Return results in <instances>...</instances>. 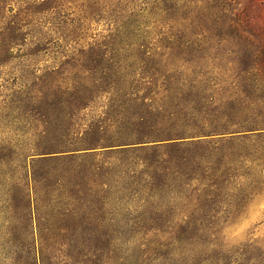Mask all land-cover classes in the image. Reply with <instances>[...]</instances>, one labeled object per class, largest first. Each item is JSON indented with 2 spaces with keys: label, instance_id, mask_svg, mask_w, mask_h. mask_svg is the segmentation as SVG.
Wrapping results in <instances>:
<instances>
[{
  "label": "trees",
  "instance_id": "1",
  "mask_svg": "<svg viewBox=\"0 0 264 264\" xmlns=\"http://www.w3.org/2000/svg\"><path fill=\"white\" fill-rule=\"evenodd\" d=\"M155 1L150 14L153 32L159 23H170V31L156 33L178 43L158 46L160 51L152 48V55L161 60L149 67L146 52L140 50V72L113 66L106 42L71 47L82 37L68 33L70 24L13 20L6 28L0 26V37L10 41L4 45L5 52L10 51L11 38L35 34L48 42L53 33L62 35L68 50L78 51L60 67L70 84H36L35 96L28 98L53 96L50 104L62 111L57 119L63 116L65 126L56 132L66 139L63 150L37 153L29 165L30 154L23 155L18 145L0 146V188L5 196L0 212V264H101L102 199L115 194L123 200L121 195L130 193L137 195L139 206L148 207L156 193L160 196L163 184H152V178L166 168V155L191 161L185 155L203 148L221 152L218 162L226 168L234 162L225 152L239 150L249 139L247 132L264 128V0ZM170 48L181 52L174 56L166 52ZM173 58L178 61L168 62ZM182 62L187 66L184 70L194 74L193 84L179 82L188 74L179 73ZM122 153L133 156V165L124 159L121 165L126 168L115 173L111 164ZM199 159L206 158L200 155ZM121 173L135 178L134 189L114 186L110 180ZM168 233L177 251L171 253L180 256L174 257L179 264L264 263L262 250L226 249L219 232ZM167 251L151 252L159 261L168 257ZM130 258L132 254L121 247L116 264H129Z\"/></svg>",
  "mask_w": 264,
  "mask_h": 264
},
{
  "label": "rangeland",
  "instance_id": "2",
  "mask_svg": "<svg viewBox=\"0 0 264 264\" xmlns=\"http://www.w3.org/2000/svg\"><path fill=\"white\" fill-rule=\"evenodd\" d=\"M155 5V0H0V26L6 28L13 20L70 24L68 33L76 32L82 37L71 47H82L94 40L106 42L109 45L107 57L113 66L126 71L137 68L140 72L142 61L137 56L140 50L146 52L149 61L146 66L149 67L161 60L158 54L152 55V48L158 49L168 42L175 47L173 44L178 43L177 39L167 41L157 34L170 31V23H159L157 33L153 32L155 24L150 14ZM172 31L175 32L176 27ZM59 36L62 37L53 33L48 42L40 41L35 34L22 40L11 38L9 52H5L4 45L10 41L4 35L0 37V146L18 145L23 155L30 154L29 165L37 153L63 150L66 140L63 136L57 137V130L65 126L63 116L57 119L62 111H56L50 104L53 96L28 99L35 96L32 91L36 84L71 82L65 79L67 72L60 67L78 51L68 50ZM44 45L48 48L43 49ZM37 48L42 49L36 51ZM166 52L178 56L181 51L170 48ZM182 65L179 73L187 68L183 62ZM53 71L64 72L57 75L52 74ZM186 73L185 79L179 82L193 84L194 74H189V70ZM158 82L165 83V80ZM26 92L30 95L24 98ZM247 133L249 139L244 146L225 152L234 162L226 168H221L218 162L221 152L203 148L192 149L185 155L191 161L179 162L176 154L166 155V168L152 178V184H163L160 196L157 198L156 193L148 207L139 206L137 195L134 197L130 193L122 194L123 200L115 194L108 200L102 199L98 230L99 244L103 248L101 264H116L121 247L132 254L129 264H179L174 257L180 256L171 253V250L177 251L168 232L184 229L219 232L224 247L234 253L253 248L264 252V128ZM106 149L97 148V151L105 152ZM200 155L210 161L200 160ZM126 156L123 153L116 155L111 164L115 173L126 168L121 165L124 159L133 165V156ZM120 178L122 183L117 181ZM134 180L121 173L119 178L113 176L110 181L118 188L132 190ZM4 197L0 188V212ZM69 240L72 244L78 242ZM152 250L170 253L167 258L161 257L157 261Z\"/></svg>",
  "mask_w": 264,
  "mask_h": 264
}]
</instances>
